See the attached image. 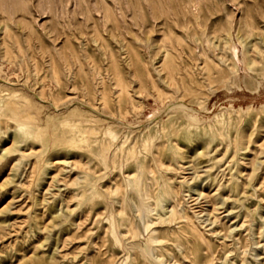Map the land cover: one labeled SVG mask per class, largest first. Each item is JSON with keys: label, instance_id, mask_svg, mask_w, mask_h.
Returning <instances> with one entry per match:
<instances>
[{"label": "rangeland", "instance_id": "rangeland-1", "mask_svg": "<svg viewBox=\"0 0 264 264\" xmlns=\"http://www.w3.org/2000/svg\"><path fill=\"white\" fill-rule=\"evenodd\" d=\"M19 123L0 264H264V0H0V145ZM125 192L138 237L113 233Z\"/></svg>", "mask_w": 264, "mask_h": 264}, {"label": "bare ground", "instance_id": "bare-ground-1", "mask_svg": "<svg viewBox=\"0 0 264 264\" xmlns=\"http://www.w3.org/2000/svg\"><path fill=\"white\" fill-rule=\"evenodd\" d=\"M166 54H169V52L166 51L165 55ZM166 57H167V55H166ZM119 84H121L122 88L125 89V86L121 82H119ZM160 94H162V93L160 92ZM38 134H39V132H38ZM32 135H33V132L31 131L29 124H27V123H19L17 125V127H15L14 130L12 131V133L9 135L11 144L9 146L0 145V167H3V165L6 164L7 162H9L10 160L13 161V164H12V167H11V171L8 173V176L0 183V188H3L4 186H6L8 184L16 182V177L18 175V168H19L21 162L23 161V159L26 156L25 153L23 152L22 148H21V143L23 141L22 136L30 137ZM131 150H132V152L135 153V147L134 146L131 148ZM107 151H108V147H104L103 146V148H102V150L100 152V155L104 158L105 167H109L108 164H107V161H108ZM18 153H20V156L18 158L17 157L14 158V156H16ZM201 154H203V152H198L195 156L199 157V155H201ZM125 160H127V159H125ZM113 163H114V166H115L116 165V159L115 158H114ZM142 164L144 165V163H142ZM257 169H258V166L255 163L254 164V168H253L252 171L255 173L257 171ZM196 177H198V175H192L191 178L184 177V182L190 183L192 180L196 179ZM127 183H128V184H126L127 187H130V188L133 187L136 190H140V182H139V179H138L137 176H128ZM17 185H18V183H17ZM94 186H95V183H92L91 187L94 188ZM195 190L197 192H199L200 194L202 193V189L198 185H196ZM118 192H119V188L118 187H115L112 190H110V194H112V195H115ZM84 193H86V191H84ZM80 195H81V193H80ZM146 196H147V199L149 201L153 200V202H154V203H149L147 205V207H146V212L147 213H151L152 211H155V210L156 211L157 210H163L164 211L163 213H160L161 211L157 213V220H158L159 223H170V224H172V223H175L176 221H180L181 219L187 217L186 216V212H185L184 209H182V210L178 209V206L180 205V203H178L177 201H173L172 203H170V205H168L166 203L167 202V197L169 196V191H167L166 189H164L162 191L159 190L157 195L154 196L151 193V190L149 189V187H146ZM114 198H115L114 202L116 201L118 204L120 203L121 207L116 210V213H113L111 215V219H112L111 220V224H112L113 233L114 234L116 233V225H118V226H126V227H128V231L127 232L129 234H131V236L138 237L141 234L142 228H141L140 224H137L135 219L128 214L127 209L130 207V209L133 210V212H135V211L139 212L138 215L141 216L142 215V208L140 206L135 205V204H134V206L131 205V204H128L127 203L126 192L124 194H122L120 198H118V197H114ZM130 200H132V199L130 198ZM225 200L226 199H224V200L222 199L221 200V204H224L226 202ZM133 203H134V200H133ZM230 211H232V210H230ZM54 212H55L54 217L55 216H60L61 214H64V209L61 206L58 209H56ZM61 216H63V215H61ZM153 221L154 220H151L152 223H154ZM155 223H156V221H155ZM146 227L150 230V232H149L150 234L148 235V239H147V242H146L144 250L146 252H147V250H148V252H151V251H154V249H155L154 244L159 242V240H158V237H156L155 234H154L155 228H150L149 223L146 224ZM125 236H126V234H125ZM152 254H153V252H152ZM168 264H170V263H168Z\"/></svg>", "mask_w": 264, "mask_h": 264}]
</instances>
